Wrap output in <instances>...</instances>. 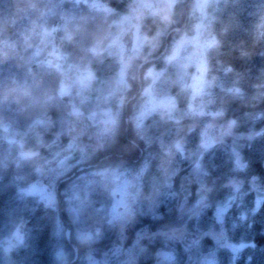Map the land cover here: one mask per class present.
<instances>
[{"label":"clouds","instance_id":"1","mask_svg":"<svg viewBox=\"0 0 264 264\" xmlns=\"http://www.w3.org/2000/svg\"><path fill=\"white\" fill-rule=\"evenodd\" d=\"M0 264H264V0H0Z\"/></svg>","mask_w":264,"mask_h":264}]
</instances>
